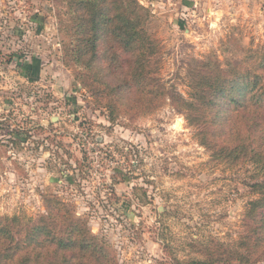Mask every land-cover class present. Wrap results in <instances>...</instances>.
Masks as SVG:
<instances>
[{
	"label": "rangeland",
	"instance_id": "rangeland-1",
	"mask_svg": "<svg viewBox=\"0 0 264 264\" xmlns=\"http://www.w3.org/2000/svg\"><path fill=\"white\" fill-rule=\"evenodd\" d=\"M138 1L151 91L118 96L68 63L73 0H1L0 216L39 220L57 198L119 264L203 259L213 240L238 246L264 173L215 160L186 108L213 78L257 67L264 0Z\"/></svg>",
	"mask_w": 264,
	"mask_h": 264
},
{
	"label": "trees",
	"instance_id": "trees-1",
	"mask_svg": "<svg viewBox=\"0 0 264 264\" xmlns=\"http://www.w3.org/2000/svg\"><path fill=\"white\" fill-rule=\"evenodd\" d=\"M65 1L69 4L71 0ZM73 2L70 26L75 38L66 49L68 63L90 72L97 70L118 96L147 89L150 92L151 74L146 67L152 44L139 1ZM126 54L132 56L130 61ZM256 62V68H247L238 76L231 73L213 78V83L202 88V103L187 104L186 109L189 121L205 125L212 136L205 145L214 151L215 160L253 162L264 173V52L256 55ZM211 113L217 123L220 121L219 127L213 126ZM252 188L260 191L261 197L251 202L238 246L224 247L213 240L215 249L198 250L205 258L177 264H264V174ZM0 264L119 263L86 222L73 218L66 204L56 198L48 202L47 215L39 220L0 216Z\"/></svg>",
	"mask_w": 264,
	"mask_h": 264
},
{
	"label": "crops",
	"instance_id": "crops-1",
	"mask_svg": "<svg viewBox=\"0 0 264 264\" xmlns=\"http://www.w3.org/2000/svg\"><path fill=\"white\" fill-rule=\"evenodd\" d=\"M247 2H244L243 4H246ZM254 4L255 5H257V4H259V1H254ZM1 5H2V3H1V0H0V7H1ZM255 5H254V8H256L255 7ZM34 9V7L33 6H28V8H27V10L28 11H32ZM256 10V9H255ZM3 12V11H2ZM10 22V21H9ZM10 24H11V22H10Z\"/></svg>",
	"mask_w": 264,
	"mask_h": 264
}]
</instances>
